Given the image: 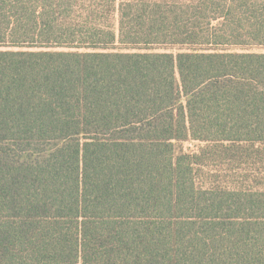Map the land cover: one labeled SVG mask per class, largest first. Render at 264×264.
I'll use <instances>...</instances> for the list:
<instances>
[{
    "label": "trees",
    "instance_id": "1",
    "mask_svg": "<svg viewBox=\"0 0 264 264\" xmlns=\"http://www.w3.org/2000/svg\"><path fill=\"white\" fill-rule=\"evenodd\" d=\"M0 46V264H264V0H0Z\"/></svg>",
    "mask_w": 264,
    "mask_h": 264
},
{
    "label": "rangeland",
    "instance_id": "2",
    "mask_svg": "<svg viewBox=\"0 0 264 264\" xmlns=\"http://www.w3.org/2000/svg\"><path fill=\"white\" fill-rule=\"evenodd\" d=\"M19 47H2L0 46V49H17ZM165 47H160L156 50H165V51H172V52H178L183 50L181 47L178 46H172V47H166V49H164ZM64 49V48H63ZM232 50H247V51H261L264 50V48H259V47H250V48H231ZM188 143H185V146H187Z\"/></svg>",
    "mask_w": 264,
    "mask_h": 264
}]
</instances>
